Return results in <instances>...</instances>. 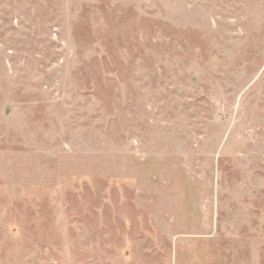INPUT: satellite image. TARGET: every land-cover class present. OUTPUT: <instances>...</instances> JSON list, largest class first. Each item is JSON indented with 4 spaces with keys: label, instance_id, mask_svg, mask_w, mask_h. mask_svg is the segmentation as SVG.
Returning a JSON list of instances; mask_svg holds the SVG:
<instances>
[{
    "label": "rangeland",
    "instance_id": "obj_1",
    "mask_svg": "<svg viewBox=\"0 0 264 264\" xmlns=\"http://www.w3.org/2000/svg\"><path fill=\"white\" fill-rule=\"evenodd\" d=\"M0 264H264V0H0Z\"/></svg>",
    "mask_w": 264,
    "mask_h": 264
}]
</instances>
